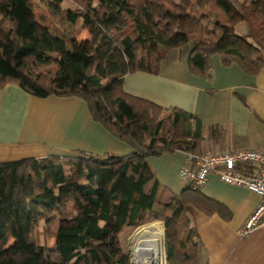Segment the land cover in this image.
<instances>
[{"label": "trees", "instance_id": "obj_1", "mask_svg": "<svg viewBox=\"0 0 264 264\" xmlns=\"http://www.w3.org/2000/svg\"><path fill=\"white\" fill-rule=\"evenodd\" d=\"M65 1L38 0L62 25L56 35L40 31L31 0H0V90L16 84L40 98L80 97L92 118L133 152L0 163V264H132L120 234L157 220L165 223L167 264H196L190 206L225 218L229 212L191 183L180 193L162 184L148 159L212 151L204 148L217 127L127 93L123 79L158 73L167 54L186 45L194 74L209 77L214 54L224 65L258 73L264 0H71L76 10ZM241 21L249 25L247 36L236 31ZM71 30L90 35L84 47L66 38ZM40 223L46 233L53 230L51 245L33 240Z\"/></svg>", "mask_w": 264, "mask_h": 264}, {"label": "crops", "instance_id": "obj_2", "mask_svg": "<svg viewBox=\"0 0 264 264\" xmlns=\"http://www.w3.org/2000/svg\"><path fill=\"white\" fill-rule=\"evenodd\" d=\"M236 31L247 36L248 23L239 22ZM191 49V45L172 49L160 63L158 73L139 71L126 75L124 90L167 109L182 108L198 115L205 125L216 126V139L209 144L214 152L263 149L264 67L251 74L237 63L224 65L221 57L214 54L210 76L205 77L191 71ZM16 120L20 125L14 129ZM82 151L128 155L133 149L95 121L87 102L80 97L40 98L16 84H7L0 90V163L77 155ZM148 161L162 184L177 193L183 191L186 184L180 180L179 170L183 165H193L190 154L177 151ZM201 192L224 205L229 217L190 206L197 233L196 264H264V226L245 236L239 234L261 197L223 182L217 172L209 175ZM135 229L138 228L129 226L120 234L121 245ZM145 229L137 233L145 235Z\"/></svg>", "mask_w": 264, "mask_h": 264}, {"label": "built area", "instance_id": "obj_3", "mask_svg": "<svg viewBox=\"0 0 264 264\" xmlns=\"http://www.w3.org/2000/svg\"><path fill=\"white\" fill-rule=\"evenodd\" d=\"M190 158L193 165H183L179 170V178L184 184L191 183L193 189H201L209 175L217 172L223 182L250 190L261 197L256 209L239 229V234L245 236L264 226V148L206 151L190 155Z\"/></svg>", "mask_w": 264, "mask_h": 264}, {"label": "rangeland", "instance_id": "obj_4", "mask_svg": "<svg viewBox=\"0 0 264 264\" xmlns=\"http://www.w3.org/2000/svg\"><path fill=\"white\" fill-rule=\"evenodd\" d=\"M171 2H180V0H170ZM32 4H33V19L34 21L37 23L40 31L43 32H50L52 34H56V35H62L63 32L61 30L62 25H58L57 22L55 21L54 18H52L51 16H49L48 12L46 11V9L44 8V4L39 3L38 0H31ZM64 5H66L65 7H70L76 10V7L74 5V3L71 0H66L64 2ZM90 35L88 33H82V35H76L74 31H70V33L66 36V38L72 42V44L76 47V48H82L85 45V41L87 39H89ZM55 67H52L51 70L54 71ZM20 125V121L15 122V128H17V126ZM206 144H208V142H206ZM205 150H212L210 148H208L206 146V148H204ZM214 151V150H212ZM151 158V157H150ZM37 181L38 179L35 178ZM160 223L163 227V239H164V254H165V263H168V260L166 259L167 257V247H166V229H165V223L163 221L157 220V221H153L150 222L148 224L142 225L140 227H137L138 229L136 231H134V233H132L131 235L127 236V239L124 238L123 241V245H121L123 251H127V254L130 255L131 258V262L132 264H140V260H138L136 258V253H135V248H136V242L137 240H139V238L141 237V234L139 233V230H141V228H145L150 226V224L152 223ZM138 231V233H137ZM137 233V235L135 236V234ZM53 230L49 231V232H45L44 227L42 225V223L39 224L36 233L34 234L33 240H37L38 242L42 243V244H46V245H51L53 243ZM135 236V239H134ZM134 239V240H133Z\"/></svg>", "mask_w": 264, "mask_h": 264}, {"label": "bare ground", "instance_id": "obj_5", "mask_svg": "<svg viewBox=\"0 0 264 264\" xmlns=\"http://www.w3.org/2000/svg\"><path fill=\"white\" fill-rule=\"evenodd\" d=\"M143 233L145 235H141L137 240L135 248V256L140 260V264H165L162 225L158 222L152 223Z\"/></svg>", "mask_w": 264, "mask_h": 264}, {"label": "water", "instance_id": "obj_6", "mask_svg": "<svg viewBox=\"0 0 264 264\" xmlns=\"http://www.w3.org/2000/svg\"><path fill=\"white\" fill-rule=\"evenodd\" d=\"M125 253H127V251H124ZM166 259H167V257H166Z\"/></svg>", "mask_w": 264, "mask_h": 264}]
</instances>
